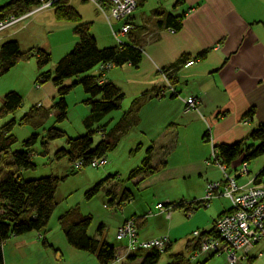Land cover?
<instances>
[{
	"label": "crops",
	"instance_id": "1",
	"mask_svg": "<svg viewBox=\"0 0 264 264\" xmlns=\"http://www.w3.org/2000/svg\"><path fill=\"white\" fill-rule=\"evenodd\" d=\"M156 2L149 10L143 4L132 12L130 20L134 27L123 37L124 41L136 42L142 47L139 61L115 64L105 71L100 63L87 72L100 81H113L124 94L119 108L95 120L91 126L87 121L92 109L85 101L89 93L81 84L66 95L68 117L65 120L70 127H62L55 121L53 110L58 86L52 80L36 83L42 71L37 63L38 50L51 52L53 64L46 69L53 70L64 55L61 51L72 49L79 39L75 22L57 18L54 9L45 8L0 30V64L3 62L1 45L8 39H17L22 51H32L30 56L20 58L0 74V108L8 91L16 90L23 96L21 106L0 117V126L13 117L19 120L36 107L35 120L22 124L37 129L42 125L43 130L36 131L40 138L52 124L72 136L101 126L108 134L117 136L116 144L107 152L110 162L102 170L101 178L108 177L105 185L117 201L126 188L132 191V198L125 202L127 206L136 196H142L134 211L123 210L119 224L127 216L136 215L141 239L167 234L171 239L170 259L173 252L193 254L196 250L193 236L177 230L180 220L173 223V213L170 218L157 210L149 213L153 209L147 206V201L155 204L157 198L158 201L203 198L208 182L222 176L212 158L216 145L247 138L252 128L264 122V0ZM78 11L81 13L80 9ZM168 12L177 15L182 22L176 31L165 22ZM81 15L83 20L90 21L89 30L99 46L118 44L99 8L93 18ZM159 19H163L162 22ZM52 21L55 22L53 29L67 33L64 40L61 37L57 42L52 41ZM122 23L118 20L113 25L118 29ZM67 26L70 28L66 29ZM191 58L195 62L185 65ZM160 67L165 69L183 98L162 93L168 88ZM189 96L197 98L198 108L187 107L184 98ZM75 119H78L77 124ZM96 133L95 144L102 137L100 131ZM148 154L152 170L130 177L131 170L141 165ZM241 159L240 156L234 161L230 172H237ZM258 163L259 169L264 166V156L259 157ZM121 175L126 177L121 179L125 185L112 187L113 181ZM222 198L216 196L204 205L212 225L203 230L212 229L216 217L231 208L230 201ZM198 207L193 212L199 210ZM93 235L109 239L105 228ZM46 236L47 246L38 231L11 236L4 243V264H99L96 254L70 243L59 217L56 222L51 217ZM115 247L122 259L110 264L140 263V256L128 258L126 240Z\"/></svg>",
	"mask_w": 264,
	"mask_h": 264
},
{
	"label": "trees",
	"instance_id": "2",
	"mask_svg": "<svg viewBox=\"0 0 264 264\" xmlns=\"http://www.w3.org/2000/svg\"><path fill=\"white\" fill-rule=\"evenodd\" d=\"M146 1L147 0H138V6L143 5ZM40 3L41 0H8L0 4V20L11 14L20 15ZM53 8L57 18L75 22L74 28L79 39L70 51L59 58L53 70H42L38 80H52L54 84L58 86V95L53 104L56 122H61L68 117L66 95L75 85L81 84L84 90L89 93V97H87L85 101L92 109V116L87 121V125L91 126L95 120H100L112 110L119 108L124 94L113 81H100L96 75L87 74V72L100 63L110 62L112 65L124 64L126 62L136 63L141 57L142 47L136 42H127L124 40L122 42L117 41L118 44L116 45L101 47L97 42L96 36L89 30L90 21L83 20L81 13L70 0L57 1ZM157 13L158 15L163 14V12ZM162 20L163 19H159V22H162ZM130 22L132 27L128 33H130L134 27L133 22L131 20ZM165 22L170 26H174L176 29L182 25L178 16L172 12L165 14ZM31 54L32 51L30 50H21L17 39H8L4 41L1 45L3 62L0 64V74L8 71L20 58L30 56ZM51 60L52 55L50 51L41 48L38 50L37 63L39 68H44ZM103 70L105 71L107 69ZM70 78L75 79L71 82H67ZM22 103L23 96L21 93L16 90L8 91L5 94L4 105L0 108V117L10 113L21 106ZM37 113V108L32 107L23 114L19 120L13 117L7 123L0 126V163L4 158L8 159L6 165L0 168V264H4V243L11 236L38 231L40 232L42 243L45 246L49 244L46 236L49 231V221L58 204L56 196L58 186L65 176L50 173L38 177L24 178L22 175L23 169L34 168L36 166L33 160V144L37 142L38 139H41L44 153H48L52 140L61 137L66 138V145H62L54 151V158H67L73 163L75 169H81L85 165H90L88 162L95 156L107 155V152L114 147L117 141V136L108 134L102 126L72 136L63 128L56 124H52L46 128L42 138H40L39 133L33 132L22 141L23 146L21 148H14L17 137L13 133V129L16 123H30L35 120ZM96 131H100L102 137L95 144L94 136ZM215 148L219 160L224 163L228 169L240 156L242 162H250L264 156V122L252 128L247 138L232 143H218ZM79 159L84 160L85 165L76 168L74 163ZM149 163L150 156L148 154L143 159L141 165L131 170L129 174L130 177L140 172L145 174L150 172L152 167ZM238 168L239 166L236 167V170ZM107 179L108 177L101 178L95 182L94 185L87 189L85 193L86 197H92L98 193L100 189L105 186ZM256 181L264 182V166L259 169ZM106 192L109 194V200L108 203L105 202V205H113L115 201H117L115 200V196L111 195L108 190ZM132 196V191L126 188L117 202L119 204L124 203L131 199ZM171 202L174 204L175 208L183 207L188 213L198 206L209 203H203V198H195L193 200L180 199ZM129 217H135L137 236L140 238L137 224L138 217L136 215L127 216L120 225ZM92 219L93 217L91 214L82 213L76 206L66 210L59 216V221L63 230L74 247L96 254L99 264H110L118 258L119 253L112 242L91 235L88 232ZM104 227V223H101L98 227V231L102 232ZM202 231L214 233L215 228L213 226L210 230ZM117 237L120 238L118 234ZM192 240L196 245V250L193 254L186 256L182 252H173L171 253L170 259L164 264H207L209 259L216 255V253L213 252L200 253L199 242L195 241L194 237ZM170 248L171 239L164 249H160L156 246L148 248L140 247L136 250H127V253L129 259H136L140 256L141 261L139 264H158L163 251L169 250ZM205 255L208 256L206 257ZM200 256H204L205 259L201 260ZM254 258L255 255L248 253L244 259L252 262ZM121 259L119 261H121Z\"/></svg>",
	"mask_w": 264,
	"mask_h": 264
},
{
	"label": "built area",
	"instance_id": "3",
	"mask_svg": "<svg viewBox=\"0 0 264 264\" xmlns=\"http://www.w3.org/2000/svg\"><path fill=\"white\" fill-rule=\"evenodd\" d=\"M60 0H41V3L32 9L20 14H11L0 20V30L10 26L18 20L31 15L39 10L54 7L55 2ZM97 7L104 12L106 19L111 25L112 31L118 42L123 41L132 25L129 20L132 12L138 6V0H91ZM123 20L119 29L114 27V22ZM176 31V28H170ZM195 62L194 58L188 59L185 65ZM112 63H102L103 69H109ZM160 72L166 76L167 88L163 94L181 96L180 92L169 79L164 68H159ZM168 76V77H167ZM38 85L41 80H38ZM183 98V97H182ZM189 108H198V100L195 96L184 98ZM248 120L246 119L245 122ZM212 158L214 163L221 169L222 176L218 179L211 180L206 186L203 197V203H208L213 197L223 195L231 200V209L220 214L214 221L215 232H204L196 229L193 232L195 241L199 242L200 253L226 254V259L230 264H239L248 254L246 248L252 244L264 241V182H257V174H251L249 162L243 161L242 166L237 169L236 173L228 171L227 166L222 163L214 148ZM108 162V156L103 154L92 158L88 164L92 166H103ZM76 168L85 165L82 159L74 163ZM156 207L158 212H163L167 217H171L174 204L168 200H160ZM149 213H154L149 210ZM117 234L120 238H125L127 250H136L140 247L156 246L160 249L166 248L170 239L167 234L156 236L149 239H140L137 236L135 217H129L126 221L118 226ZM264 249L261 250V253ZM196 254V253H195ZM194 254V255H195ZM121 255L116 260H120Z\"/></svg>",
	"mask_w": 264,
	"mask_h": 264
},
{
	"label": "rangeland",
	"instance_id": "4",
	"mask_svg": "<svg viewBox=\"0 0 264 264\" xmlns=\"http://www.w3.org/2000/svg\"><path fill=\"white\" fill-rule=\"evenodd\" d=\"M6 1L8 0H0V4ZM70 1L76 6V8L80 9L81 13L85 17L93 18L95 12L98 11V8H96L97 5L91 0H70ZM144 4H145L144 8L146 10H149L151 7L157 4V2L156 0H147ZM140 6L142 5H139V7ZM53 9H54L53 7L49 8V10H53ZM102 14L105 16L104 12H102ZM54 23L55 22L52 21V31H51L52 41L57 42L61 37L62 38L66 37L67 33L65 32L60 33L59 29L58 30L53 29ZM49 27L51 28V24L49 25ZM69 28L70 26H67L66 29ZM107 28L114 35L112 28H110L109 25H107ZM70 49L71 48L66 50L65 48V50L61 51V53L65 54ZM52 61L53 59L48 64V66L42 68L41 70H44L49 66H52L53 64ZM37 82L38 80L36 81V83ZM16 116H18V114H16ZM49 121H52V117L50 118ZM74 122L77 124L78 119H75ZM60 126L70 127V124L68 121L64 120L63 122H60ZM42 127L43 126L41 125L37 129L30 124H22L19 122L16 123V128L13 130V133L17 137V141L14 145V148H21L23 146L22 141L26 137H29L33 132L42 131L43 130ZM97 135L98 133L95 134L94 139H96ZM55 140L56 141L54 140L51 141L50 150L48 153H44L41 139H38V141L33 144L32 146L34 150L33 160L36 163V166L34 168L23 169L22 172L23 177L24 178L38 177L50 173H55L60 176H65V178L60 182L56 192L58 204L52 215L53 221L56 222L58 217L61 215V213L76 206L82 213L92 215L93 219L89 228V233L91 235H93L94 232L97 233L99 225L101 223H104L105 232L109 237L108 240L112 242L115 246L116 245L119 246L120 243H124L125 240L121 238L119 239L117 237V227L120 225L119 221L122 219L123 210L126 211L127 209H130L134 211V206L140 204L142 200L141 198L142 196H136L135 199L131 200L129 206H127L125 202L119 204L117 201H115L113 205L106 206L105 202L108 203L109 194L106 192L107 186L105 185V187L101 188L100 191L95 195H93L92 197H86L85 193L87 189H89L92 185L95 184V182L101 179V172L105 167L109 165L110 162L109 159L104 166L94 167L92 165H85L81 169H75L73 163L70 162L67 158H62V159L54 158V151L58 147L62 145L63 146L66 145V138L64 137ZM109 153H111V151ZM258 159H254L249 162V168L251 169V174H255L259 169V166L256 164L258 163ZM7 162L8 159L4 158L0 163V168L1 166H5ZM241 163L242 161L240 162L239 167L242 166ZM231 170L232 169L230 168L228 169V171ZM118 178L113 181L112 187H115L118 184L125 185L122 183L123 180L121 179H125L126 177L124 175H121L120 178L119 179ZM127 185H129V182L127 183ZM227 198L228 197L223 196L222 199H226L230 201V199ZM155 201H156L155 204L152 203L150 204L147 201V206L149 208L151 207L153 211L156 210L158 211V208L156 207L158 198L155 199ZM204 208L206 207L202 205V207L197 208L199 210H195L194 212L191 211L190 213H188L187 211H185L183 207H177L173 210L172 212L173 217L172 220L171 219L170 220L173 221V223L180 220L179 226H177V230H180L181 233H185L188 234L189 236H193L194 230L196 229L203 230L208 227H211L212 225L210 218L204 212ZM195 212L197 213L196 215H194ZM263 249H264V241L248 246L246 250L248 251L249 254L254 253L255 258L253 259L252 262L243 259L239 264H264V252L261 253V250ZM169 254H170V250L163 251L162 257L158 264H164L167 261V259H169ZM200 259L204 260L205 257L200 256ZM207 264H230V263L226 259V254L222 253V254H216L215 256L210 258Z\"/></svg>",
	"mask_w": 264,
	"mask_h": 264
}]
</instances>
